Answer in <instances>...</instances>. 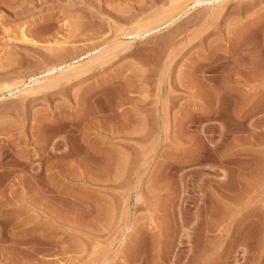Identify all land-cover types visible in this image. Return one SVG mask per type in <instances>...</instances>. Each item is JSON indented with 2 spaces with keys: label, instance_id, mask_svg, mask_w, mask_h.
Instances as JSON below:
<instances>
[{
  "label": "rangeland",
  "instance_id": "rangeland-1",
  "mask_svg": "<svg viewBox=\"0 0 264 264\" xmlns=\"http://www.w3.org/2000/svg\"><path fill=\"white\" fill-rule=\"evenodd\" d=\"M0 264H264V0H0Z\"/></svg>",
  "mask_w": 264,
  "mask_h": 264
},
{
  "label": "bare ground",
  "instance_id": "bare-ground-1",
  "mask_svg": "<svg viewBox=\"0 0 264 264\" xmlns=\"http://www.w3.org/2000/svg\"><path fill=\"white\" fill-rule=\"evenodd\" d=\"M204 1H206V0H194L195 4H196V3H200V2H204ZM207 1H208V0H207Z\"/></svg>",
  "mask_w": 264,
  "mask_h": 264
}]
</instances>
